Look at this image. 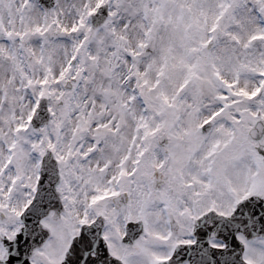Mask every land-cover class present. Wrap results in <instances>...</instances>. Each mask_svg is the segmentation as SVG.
I'll use <instances>...</instances> for the list:
<instances>
[{"label": "snow or ice", "instance_id": "6c2138e0", "mask_svg": "<svg viewBox=\"0 0 264 264\" xmlns=\"http://www.w3.org/2000/svg\"><path fill=\"white\" fill-rule=\"evenodd\" d=\"M0 264H264V0H0Z\"/></svg>", "mask_w": 264, "mask_h": 264}]
</instances>
